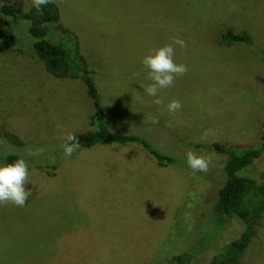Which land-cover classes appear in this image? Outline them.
Returning a JSON list of instances; mask_svg holds the SVG:
<instances>
[{
	"label": "rangeland",
	"instance_id": "374dc122",
	"mask_svg": "<svg viewBox=\"0 0 264 264\" xmlns=\"http://www.w3.org/2000/svg\"><path fill=\"white\" fill-rule=\"evenodd\" d=\"M51 1L60 11L54 37L82 57L111 130L144 133L176 161L161 165L134 142L65 156L66 131L94 129L91 99L82 79L51 78L33 57L28 22L13 24L15 51L0 44V120L14 117V135L34 147L23 156L32 196L23 207L0 204V264H172L181 252L191 253V264H264V212L248 231L237 218L216 230L212 212L229 152L260 142L264 0ZM227 29L246 31L252 44H226L220 34ZM173 37L186 42L175 46V61L188 71L160 90L164 103L155 105L143 91L151 81L141 61ZM173 99L182 108L170 114ZM6 148L0 139V154ZM189 150L210 159L207 173L188 166ZM252 172L264 183L262 162ZM242 234L247 246L229 260L225 249Z\"/></svg>",
	"mask_w": 264,
	"mask_h": 264
},
{
	"label": "trees",
	"instance_id": "16d2710c",
	"mask_svg": "<svg viewBox=\"0 0 264 264\" xmlns=\"http://www.w3.org/2000/svg\"><path fill=\"white\" fill-rule=\"evenodd\" d=\"M0 14L5 18L2 22L4 31L0 35V44L6 51H15L18 38L11 30L13 24L26 21L29 24L28 32L34 38L31 43L33 57L44 63L45 70L54 79H82L87 96L91 99L93 113L91 115L94 129L88 132L75 133L81 148H90L97 144L134 142L141 145L157 162L162 164L175 162L176 159L161 152L148 135L137 133H120L111 130L105 120L106 108L102 105L97 87L89 71L83 66L82 57L61 40L54 37L51 26L60 17L58 6L54 2L42 5L40 10L31 6L23 10L21 3L2 1ZM61 33H69L65 28H60ZM226 44L244 43L251 45V38L246 31L238 33L230 29L220 34ZM262 56V55H261ZM264 56V55H263ZM262 56V57H263ZM264 58V57H263ZM1 116V126H6L7 131L0 130V139H4L7 146L0 154V161L4 164L12 163L16 159L31 153V144H25L14 135L12 122L14 117ZM13 118V119H12ZM2 142V141H1ZM45 147V145H41ZM213 147L222 151L219 142ZM25 154H22L21 152ZM264 164V120L261 123V137L258 146L249 147L241 151L229 152L228 158L222 165L225 173L223 183L216 190V198L212 204L217 229L221 230L230 218L241 219L245 223V230L251 228L252 221L259 213L264 212V183L259 181L252 168L258 163ZM245 232V231H244ZM242 234L233 238L225 249V256L229 260H236L247 246V241ZM192 255L181 252L172 258V264H191Z\"/></svg>",
	"mask_w": 264,
	"mask_h": 264
},
{
	"label": "clouds",
	"instance_id": "9594fccd",
	"mask_svg": "<svg viewBox=\"0 0 264 264\" xmlns=\"http://www.w3.org/2000/svg\"><path fill=\"white\" fill-rule=\"evenodd\" d=\"M51 0H32L33 6L40 10L42 5H46ZM186 48V42L178 37H173L171 43L151 50L142 59V65L147 70V78L150 84L143 87V91L154 99L151 101L155 105H161L164 101L158 96L162 89L173 86L175 79L185 75L188 71L187 65L175 61V46ZM182 108L179 100L173 99L167 104L170 114H175ZM150 122L158 124V117H151ZM63 152L65 156H71L81 148L80 142L72 132H65L62 135ZM188 166L193 172L209 171L210 159L194 151L185 153ZM29 184V163L25 158L20 157L12 163L0 166V204H14L18 207L25 206L32 190L26 189ZM157 206V205H154Z\"/></svg>",
	"mask_w": 264,
	"mask_h": 264
},
{
	"label": "crops",
	"instance_id": "0c3cea01",
	"mask_svg": "<svg viewBox=\"0 0 264 264\" xmlns=\"http://www.w3.org/2000/svg\"><path fill=\"white\" fill-rule=\"evenodd\" d=\"M106 144H108V143H106ZM125 144H123V143H121V146H124ZM128 145V144H127ZM132 146H135L136 148H139V147H137L136 146V144L135 145H132ZM139 146V145H138ZM142 147V146H141ZM143 148V147H142ZM140 149V148H139Z\"/></svg>",
	"mask_w": 264,
	"mask_h": 264
}]
</instances>
